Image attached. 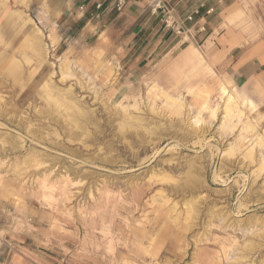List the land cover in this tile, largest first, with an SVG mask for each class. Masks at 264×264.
I'll use <instances>...</instances> for the list:
<instances>
[{
    "label": "rangeland",
    "instance_id": "obj_1",
    "mask_svg": "<svg viewBox=\"0 0 264 264\" xmlns=\"http://www.w3.org/2000/svg\"><path fill=\"white\" fill-rule=\"evenodd\" d=\"M39 15L0 0V234L66 240L70 264H264V68L236 59L264 0L223 18L248 33L227 58L205 18L54 48Z\"/></svg>",
    "mask_w": 264,
    "mask_h": 264
},
{
    "label": "crops",
    "instance_id": "obj_2",
    "mask_svg": "<svg viewBox=\"0 0 264 264\" xmlns=\"http://www.w3.org/2000/svg\"><path fill=\"white\" fill-rule=\"evenodd\" d=\"M103 7L97 11L94 4L89 0H15L21 7H29L41 13L46 11L48 16L47 37L51 46L59 47L68 37H75L79 45L88 44L91 38L103 37L112 29H117L122 21L130 23L127 25L129 35L132 39L145 38L146 48L155 39L158 32L152 34L162 20L159 16H154L150 11L155 4V0H130L124 8L123 15L116 16L115 5L118 0H102ZM169 4L175 11L179 19L195 11L203 4L204 9H200V14L196 19H203L208 22L211 29L222 30L223 18L237 14L244 10L246 0H162ZM84 6L83 9H81ZM209 8L216 10V16L206 15ZM185 27L190 23L185 22ZM161 30V27L160 29ZM248 32V31H246ZM154 35V36H151ZM200 36V41H205L204 46H208L210 37ZM248 37V33L225 32L217 39V52L223 57L232 55L240 47L241 39ZM139 38V39H140ZM160 39V36L156 38ZM136 44V43H135ZM150 48L152 52L156 50V45ZM179 46V43H178ZM208 48V47H207ZM188 51L195 50L192 46L186 48ZM185 49V50H186ZM184 50V51H185ZM150 51V50H149ZM151 53V52H150ZM241 66L253 69L264 68V43L258 41L257 45L239 53L236 58ZM1 233V232H0ZM34 238V237H33ZM32 237L7 236L0 234V264H70V248L66 240H58L53 236H48L43 240ZM41 242V244H40ZM45 246V247H44Z\"/></svg>",
    "mask_w": 264,
    "mask_h": 264
},
{
    "label": "built area",
    "instance_id": "obj_3",
    "mask_svg": "<svg viewBox=\"0 0 264 264\" xmlns=\"http://www.w3.org/2000/svg\"><path fill=\"white\" fill-rule=\"evenodd\" d=\"M130 0H118L117 4L115 5V10L121 12L127 5V3ZM89 2H92L97 9V11H101L103 7V1L102 0H89ZM84 6L81 8L83 9ZM205 5H201L197 11L187 15L184 20H181L176 15L175 11L169 4L162 0H155V4L152 7V12L160 13L162 15V22L165 29L169 30L173 34H175L178 37L181 38H188L192 37V33H202L206 31V23L202 24V20L204 19H196V16L200 14V9H204ZM215 11L214 8H209L206 11V15H211ZM190 23L191 27H185L184 23Z\"/></svg>",
    "mask_w": 264,
    "mask_h": 264
},
{
    "label": "bare ground",
    "instance_id": "obj_4",
    "mask_svg": "<svg viewBox=\"0 0 264 264\" xmlns=\"http://www.w3.org/2000/svg\"><path fill=\"white\" fill-rule=\"evenodd\" d=\"M40 20H41V23L43 22L44 24H46L47 22H49L48 21V16H47V14H46V11L44 10V11H42L41 13H40ZM47 25V24H46ZM39 31H41L40 29H39ZM42 34V33H41ZM27 43H28V41H27ZM40 45V44H39ZM34 46V45H33ZM35 48V47H34ZM36 49V48H35ZM47 51H49L48 49H47ZM211 100V99H210ZM217 109V108H216Z\"/></svg>",
    "mask_w": 264,
    "mask_h": 264
}]
</instances>
